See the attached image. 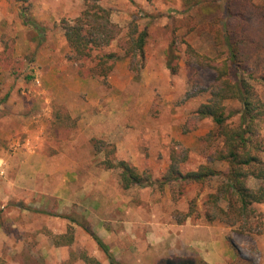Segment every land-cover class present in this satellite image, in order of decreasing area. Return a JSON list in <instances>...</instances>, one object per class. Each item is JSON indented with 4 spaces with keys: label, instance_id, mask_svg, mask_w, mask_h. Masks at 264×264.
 Instances as JSON below:
<instances>
[{
    "label": "rangeland",
    "instance_id": "rangeland-1",
    "mask_svg": "<svg viewBox=\"0 0 264 264\" xmlns=\"http://www.w3.org/2000/svg\"><path fill=\"white\" fill-rule=\"evenodd\" d=\"M186 3L99 0L123 35L132 22L149 34L139 76L112 43L107 52L122 59L105 83L89 76V64L68 59L62 22L78 18L84 0H0V264H88L84 254L111 264L93 234L117 264H264V217L251 234L203 216L177 223L192 201L203 215L220 178L203 187L125 191L119 170L104 164L127 161L159 184L176 150L187 153L184 173L203 164L227 170L202 142L213 122L194 116L209 100L215 74L188 65L185 54L187 44L211 58L224 47ZM247 71L264 77V52ZM252 84L264 101V87ZM225 105L229 114L240 109L236 101ZM229 122L237 125L239 117ZM257 210L263 215L264 205ZM66 235L72 243L56 245Z\"/></svg>",
    "mask_w": 264,
    "mask_h": 264
},
{
    "label": "trees",
    "instance_id": "trees-1",
    "mask_svg": "<svg viewBox=\"0 0 264 264\" xmlns=\"http://www.w3.org/2000/svg\"><path fill=\"white\" fill-rule=\"evenodd\" d=\"M258 1L261 3L257 0H187L186 3L187 8H197L198 14L206 18L207 31L224 47L222 53L211 58L187 44L185 54L188 65H197L215 74L210 98L194 116L213 122L214 130L202 138V142L211 161L225 163L227 170L203 164L195 171L184 173L181 166L188 160L187 153L173 150L170 166L157 184L148 172L140 171L127 161L107 159L104 163L106 169L119 170L121 188L125 191L155 186L164 189L173 183L203 187L220 178L216 191L208 194L203 203V215L192 201L188 212L177 213L178 224L203 216L207 223L219 222L239 227L240 233L251 234L264 217L257 210V206L264 205V101L252 84L254 81L264 87V77H255L247 71V65L264 52V0ZM84 4L78 18L62 22L70 50L68 59L82 68L89 64L86 67L89 76L106 83L122 59L116 52H107L116 41L124 58L130 61V70L139 76L144 67L148 31L140 30L136 22H132L123 35V29L112 22L111 12L103 8L99 0H84ZM168 68L174 74L178 71V66L170 62ZM227 101L238 102L239 111L229 114ZM235 116L239 117L237 125L229 122ZM252 180L259 183L257 187L250 185ZM255 219H258L257 226L253 225ZM93 238L110 263L117 264L103 240L96 234ZM55 240L56 245L62 246V240L71 244L73 239L66 235ZM82 259L88 264H99L85 254Z\"/></svg>",
    "mask_w": 264,
    "mask_h": 264
}]
</instances>
